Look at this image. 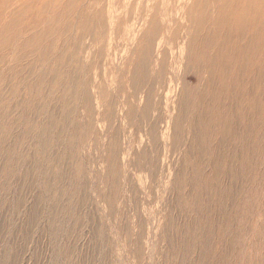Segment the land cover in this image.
<instances>
[{
    "label": "rangeland",
    "instance_id": "rangeland-1",
    "mask_svg": "<svg viewBox=\"0 0 264 264\" xmlns=\"http://www.w3.org/2000/svg\"><path fill=\"white\" fill-rule=\"evenodd\" d=\"M180 1L166 8L182 25ZM1 59L0 122L6 116L2 99L6 110L15 106L13 76L20 69L9 72L11 50H2ZM262 64L256 86L235 65L228 66L225 86L222 74L202 71L200 86L195 72L187 74V86L173 97L178 108L170 122L173 134L177 123L183 128L181 143L163 181L153 194H142L145 205L138 210L123 186L113 196V210L102 201L112 189L97 137L76 143L79 173L66 161V142L40 146L31 138L22 146L21 126L10 137L0 127V264H264ZM61 116L60 110L56 118ZM36 123L48 120L41 115ZM136 220L142 233L137 228L128 237L118 229Z\"/></svg>",
    "mask_w": 264,
    "mask_h": 264
},
{
    "label": "bare ground",
    "instance_id": "bare-ground-1",
    "mask_svg": "<svg viewBox=\"0 0 264 264\" xmlns=\"http://www.w3.org/2000/svg\"><path fill=\"white\" fill-rule=\"evenodd\" d=\"M181 1L182 25L166 8L176 0H0V52L15 56L9 72L20 68L13 76L15 106L6 110L2 99V130L10 137L21 126L22 146L31 138L40 146L66 142V161L78 172L76 143L97 137L112 189L102 201L113 210L123 186L136 210L144 208L142 194L163 181L181 143L183 128L177 123L173 134L170 122L187 74L195 72L199 86L202 71L222 74L225 86L228 66L235 65L256 86L261 59L264 70V0ZM41 115L47 124L36 123ZM140 223L118 229L132 237L137 228L143 232Z\"/></svg>",
    "mask_w": 264,
    "mask_h": 264
}]
</instances>
